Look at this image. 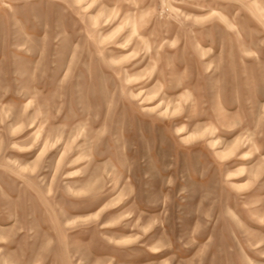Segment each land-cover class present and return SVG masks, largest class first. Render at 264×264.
I'll use <instances>...</instances> for the list:
<instances>
[{
  "label": "rangeland",
  "instance_id": "rangeland-1",
  "mask_svg": "<svg viewBox=\"0 0 264 264\" xmlns=\"http://www.w3.org/2000/svg\"><path fill=\"white\" fill-rule=\"evenodd\" d=\"M0 264H264V0H0Z\"/></svg>",
  "mask_w": 264,
  "mask_h": 264
}]
</instances>
